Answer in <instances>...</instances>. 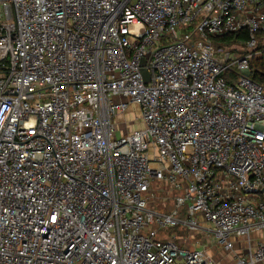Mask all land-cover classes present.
<instances>
[{
  "label": "built area",
  "instance_id": "obj_1",
  "mask_svg": "<svg viewBox=\"0 0 264 264\" xmlns=\"http://www.w3.org/2000/svg\"><path fill=\"white\" fill-rule=\"evenodd\" d=\"M241 30L264 0H0V264H218L176 227L264 264V85L213 42Z\"/></svg>",
  "mask_w": 264,
  "mask_h": 264
},
{
  "label": "rangeland",
  "instance_id": "obj_2",
  "mask_svg": "<svg viewBox=\"0 0 264 264\" xmlns=\"http://www.w3.org/2000/svg\"><path fill=\"white\" fill-rule=\"evenodd\" d=\"M225 47V46H223ZM227 50L231 51L234 54L235 58L240 57L241 55L253 54V58H258L260 55L259 48H264V36L261 38H257L253 47H245L244 45L233 44L225 47ZM261 54V53H260ZM139 118V110L135 105H130L127 109L126 113L117 119L118 124H123V122L130 123L132 122V129L139 130L142 128L141 122L138 121ZM121 127V125H120ZM125 127H123L124 129ZM165 188V187H164ZM166 189V188H165ZM152 194L150 196V201L152 203V207L163 213L168 212L173 207L174 201V193L173 192H161L158 190L157 185L152 187ZM184 207L180 209L181 216L184 212ZM167 235L177 236L182 241L180 244L184 247H196L201 246L207 249L209 256L216 261L218 264H235L238 259V254L241 255L240 247L242 246L241 240H234V249L230 252L224 251L222 249H218L215 244L212 243L209 238L210 234H207L206 237L201 235H189L183 231H181L178 227L169 229L165 232ZM183 239V240H182ZM185 240V242H184Z\"/></svg>",
  "mask_w": 264,
  "mask_h": 264
},
{
  "label": "trees",
  "instance_id": "obj_3",
  "mask_svg": "<svg viewBox=\"0 0 264 264\" xmlns=\"http://www.w3.org/2000/svg\"><path fill=\"white\" fill-rule=\"evenodd\" d=\"M264 36L258 33V38ZM247 30H241L237 33L228 34L223 37L213 39L214 44L218 46H230L233 44H245L248 41ZM261 55L258 58H252L250 61V78L252 81L264 85V48H259Z\"/></svg>",
  "mask_w": 264,
  "mask_h": 264
},
{
  "label": "crops",
  "instance_id": "obj_4",
  "mask_svg": "<svg viewBox=\"0 0 264 264\" xmlns=\"http://www.w3.org/2000/svg\"><path fill=\"white\" fill-rule=\"evenodd\" d=\"M241 241H242V246H243V240H241ZM240 248H241V247H240ZM240 252H241V250H240ZM239 256H241V255L238 254V257H239Z\"/></svg>",
  "mask_w": 264,
  "mask_h": 264
}]
</instances>
